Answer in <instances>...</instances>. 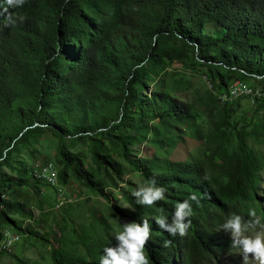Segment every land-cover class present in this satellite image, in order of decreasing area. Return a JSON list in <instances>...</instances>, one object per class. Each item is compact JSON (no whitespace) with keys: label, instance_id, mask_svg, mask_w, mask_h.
Returning a JSON list of instances; mask_svg holds the SVG:
<instances>
[{"label":"trees","instance_id":"16d2710c","mask_svg":"<svg viewBox=\"0 0 264 264\" xmlns=\"http://www.w3.org/2000/svg\"><path fill=\"white\" fill-rule=\"evenodd\" d=\"M5 6L0 0V224L38 236L13 217L30 218L32 211L11 198L19 188L36 190L35 182H43L34 180L13 152L47 131L58 138L61 183L72 175L105 196V186L122 189L131 208L115 207L123 216L120 230L125 223L149 220L152 238L145 253L150 264H212L234 248L231 237L217 229L226 218L254 209L264 219V206L256 201L262 161L246 142L260 132L230 127L233 103L220 98L234 80H264V0H26L23 7L4 12ZM132 11L143 17L137 46L101 24L105 12L117 19ZM9 13L17 22L5 26ZM173 40L206 67L212 89L204 97L146 91V81L165 58L183 59ZM202 114L211 126L205 133L196 120ZM176 127L212 144L207 162L130 157L134 143L151 134V142L163 145ZM73 140L88 141L94 169L70 150ZM124 161L146 182L155 179L164 187L165 199L151 207L138 204L133 195L138 187L119 186ZM192 194L199 205L192 202L191 227L184 236L170 235L156 218L171 219L175 205ZM61 218L62 240L74 234L85 255L72 254L58 239L51 247L54 264H99L103 249L115 246L106 224L79 231ZM3 238L0 230V246Z\"/></svg>","mask_w":264,"mask_h":264},{"label":"rangeland","instance_id":"374dc122","mask_svg":"<svg viewBox=\"0 0 264 264\" xmlns=\"http://www.w3.org/2000/svg\"><path fill=\"white\" fill-rule=\"evenodd\" d=\"M142 20L143 17L136 11L129 12L125 17L117 19L114 15L106 12L101 16L102 27L110 30L113 35H126L123 39L130 46H137L142 38L141 29L144 26ZM171 44L185 54L184 56L181 54L183 59L165 58L164 64L158 67L157 72L152 73L146 81V91H163L172 96H181L189 100L204 97L212 89V83L206 76V67L195 63L191 51L186 49L179 40H173ZM247 81L249 83H246L255 88L254 90L264 91V80L249 78ZM111 93L114 94L115 91H111ZM254 97L241 95L227 101L233 103L234 108V112L230 117V127L235 129L245 128L247 131L255 129L260 132L257 135L256 133L248 135L246 142L248 148L252 149L262 161L258 172L259 180L256 185V201L264 206V97L259 100L258 97ZM196 120L202 132L205 133L210 129V123L205 115L202 114ZM232 132L231 140L232 143H235L236 136L234 131ZM151 138L152 135L148 134L147 139L131 145L130 157L138 159L159 156L175 160H204L207 162L209 147L212 146L205 140L196 139L186 128L181 129L179 127L172 128L163 145H156L151 142ZM69 142L71 143L70 140ZM57 143V136L47 131L37 138L30 139L26 144H19L17 151L13 152V156L17 160L20 159L25 162L31 177L33 176L31 174L32 169L42 162L53 164L54 167L60 169L61 166L55 158ZM70 150L79 154L89 168L94 169L87 140H73ZM124 164L126 165V171L123 181L119 182L120 187L128 189L147 183L137 170L129 168L125 161ZM5 170L11 175L15 174L11 169L5 168ZM35 183L36 190L27 185L23 186L19 188L18 194L11 199L23 201L32 211L33 216L30 218L18 214L13 215V217L21 220V227L28 225L34 229L38 236H29L18 230L15 231L8 224L1 223V232L10 229L3 233V240L6 239L8 233L11 234L13 240L5 248L4 244L7 241L3 242L5 250L0 253V264H54L51 247L58 246V239L62 241V246L72 254L84 256L85 248L79 243L74 234L67 233V237L62 240L60 226L63 220L61 216L67 219L70 226L77 225L79 231L92 226L103 227L106 224L108 226V237L115 239V233L120 231L119 218H123L115 207L131 208V205L122 195V189L105 186L103 191L108 195L105 196L99 191L85 186L72 175H69L67 183L60 182L59 186ZM5 198L10 197L6 195ZM97 216L102 217L103 220L97 222ZM242 216L246 219L249 218L248 215ZM257 218L260 220V224L254 231L264 232V219L258 214ZM168 220L171 222V219ZM222 224L217 229L230 236L221 228ZM116 243L117 241L115 245ZM249 261L250 264H257L251 257H249ZM212 264H242V249L233 248Z\"/></svg>","mask_w":264,"mask_h":264},{"label":"clouds","instance_id":"9594fccd","mask_svg":"<svg viewBox=\"0 0 264 264\" xmlns=\"http://www.w3.org/2000/svg\"><path fill=\"white\" fill-rule=\"evenodd\" d=\"M25 2L26 0H5L6 6L3 11L21 8ZM19 19L22 21L23 17ZM16 22L11 13L5 17V26L14 25ZM165 192L164 187L158 186L156 180L151 179L146 184L140 185L133 195L138 204L151 207L165 199ZM193 201L199 205V199L195 194L175 205L171 222L168 217L161 215L156 218V223L172 236L186 235L191 227ZM248 216L249 218L246 219L240 214L233 213L221 228L230 235L232 247L242 249V264H250L249 257L257 264H264V232L254 231L260 224L254 209L249 210ZM151 233V225L146 218L142 222L132 221L123 224V230L115 233L116 245L103 249L99 264H150L145 247L152 238ZM169 243L170 241L164 242L165 246Z\"/></svg>","mask_w":264,"mask_h":264},{"label":"built area","instance_id":"2783aa9c","mask_svg":"<svg viewBox=\"0 0 264 264\" xmlns=\"http://www.w3.org/2000/svg\"><path fill=\"white\" fill-rule=\"evenodd\" d=\"M240 87L241 86H235L232 82H230V86L227 88L226 91L223 92V95L227 100H229L232 97V95L237 93L238 88ZM256 96H258V100H259L264 97V93ZM32 178L34 180H39L50 186H59V178L53 175L51 171V164H45L44 162H42L41 170L34 173ZM7 231H9V229H6L4 232L1 233H5ZM0 251H3V248H0Z\"/></svg>","mask_w":264,"mask_h":264},{"label":"bare ground","instance_id":"6f19581e","mask_svg":"<svg viewBox=\"0 0 264 264\" xmlns=\"http://www.w3.org/2000/svg\"><path fill=\"white\" fill-rule=\"evenodd\" d=\"M232 83H233L235 86H241V87L238 88L237 93L234 94V95H232V97H231L230 99H234V98L239 97V96H241V95H250L251 97H252V96L254 97V96H256V95H260V94H263V93H264L263 90H260V91H257L258 89H257V90H254L255 88L251 87V86L248 85L247 83H245V82H243V81H240V80L235 81V82H232ZM256 97H258V96H256ZM220 98H221L222 101L227 100V99L225 98V96L223 95V93L220 95ZM254 98H255V97H254ZM44 163H45V162H44ZM45 164H46V163H45ZM39 170H41V164H37V165L32 169L31 174L33 175L34 173H36V172L39 171ZM51 171H52V173H53V175H54L55 177H58V178H59V175H58V168L54 167L53 164H51ZM59 184H60V180H59ZM9 230H10V229H9ZM5 233H6V232H5ZM12 240H13V239L11 238V234L8 233L6 239L1 241L2 244H1L0 248H3V242L7 241V243L4 244V248H5L6 245L12 243ZM9 246H10V245H9ZM11 246H12V245H11ZM4 248H3V251L5 250ZM6 248H7V247H6Z\"/></svg>","mask_w":264,"mask_h":264}]
</instances>
